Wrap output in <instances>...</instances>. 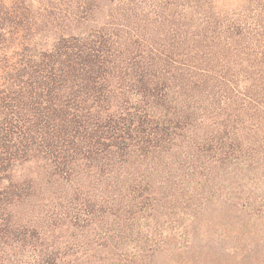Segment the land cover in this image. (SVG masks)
<instances>
[{"label": "trees", "instance_id": "1", "mask_svg": "<svg viewBox=\"0 0 264 264\" xmlns=\"http://www.w3.org/2000/svg\"><path fill=\"white\" fill-rule=\"evenodd\" d=\"M257 223L264 0H0V264L177 262Z\"/></svg>", "mask_w": 264, "mask_h": 264}, {"label": "rangeland", "instance_id": "2", "mask_svg": "<svg viewBox=\"0 0 264 264\" xmlns=\"http://www.w3.org/2000/svg\"><path fill=\"white\" fill-rule=\"evenodd\" d=\"M211 241L197 244L196 249L180 259H169L160 255L156 264H264V224L223 226L213 224L202 226ZM210 232V234H209ZM204 240V239H202ZM175 245L170 247V250Z\"/></svg>", "mask_w": 264, "mask_h": 264}]
</instances>
